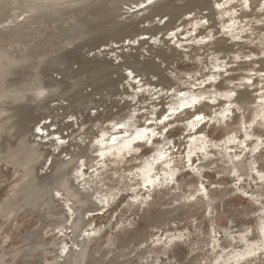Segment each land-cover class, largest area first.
I'll return each instance as SVG.
<instances>
[{
  "label": "rangeland",
  "instance_id": "obj_1",
  "mask_svg": "<svg viewBox=\"0 0 264 264\" xmlns=\"http://www.w3.org/2000/svg\"><path fill=\"white\" fill-rule=\"evenodd\" d=\"M120 1L122 2V0ZM124 1L125 4H127L126 2L129 5L131 4L130 0ZM157 1H164L167 5L166 8L162 11L152 9L154 0L145 1L138 5L133 3L136 6L131 4V8L122 4L125 9L129 8V13L125 14L128 15L126 17L124 15V17L126 19L130 17L129 20H131L132 25L120 28L114 27L115 23L110 22L111 20L109 19L96 21L94 23V33L87 35L86 39L82 41V43L85 42L88 45L83 43L85 49L79 54L81 61L71 62L69 65L63 62L47 63L41 67L42 74L48 73L51 77L57 76L62 81L70 79L66 78V76L76 75V72L80 73L78 75L88 74L87 71L85 73L82 72L79 67L86 60L92 58L93 56L91 55L94 53L98 54L100 58L110 60L112 66L118 68V70L121 69L119 71H123V73H129L130 69L125 68L132 63L136 62V65H138L140 61H148L151 71L147 69V74L146 71L143 73L131 72L129 82L138 85L136 88L130 87V91L133 92L132 95L119 96L111 94L114 93L112 91L117 92L122 86H126L127 80L115 86L97 82L99 85L94 83L81 88V93L91 94V99H99L100 101L99 104H95L96 108L92 110V113L95 111L104 112V110L108 112L115 111L118 104H122L126 100L132 103V107L135 106L137 108L130 110V113L140 115L150 111L148 106L150 108L155 107L153 110L155 111L163 103H166L165 106L169 105L175 95L182 94L186 89L194 92H203L198 97V100L195 101V104L202 102L215 104L225 98L218 95L216 96L217 98H213L212 96L216 93L212 92L215 90V86L213 87L212 85L219 84L225 77V84L232 88L229 92L232 101L226 103L224 110L221 112L216 111L210 116L202 115L203 119L201 121H197L195 117L189 119L196 121V124L190 129L185 128L183 125V122H188L189 120H177L180 111L183 108H190L191 106L189 105L187 107L183 106L181 109L167 111L162 118L150 119L149 117L155 116L150 113L146 116L147 119L145 121L141 120L147 125V131L153 129V131L159 133L158 136L150 135L147 139L151 141V144L163 145L167 154L166 159H171L170 163L176 170L173 179L163 182L159 181L152 188L141 189V186L137 184L136 165L148 153L145 146L151 145H147L144 142L145 146L137 145L142 144V140L135 143L136 146L134 148L139 150L126 154L121 162L106 159L104 163H99L96 169H87L84 163L81 167L86 171L83 174V179L87 181L91 179L85 187H89L92 190L94 186H97L102 190L101 193H105L102 197H107L109 193L108 197L110 198L107 199L108 202L105 203V207L103 206L100 210L88 211L86 215L100 216L99 220H103V216L109 211L111 202H118L114 206L115 209L109 219H106L107 221L96 227V230H86L80 236H74L72 234L73 229L69 225L74 218L73 216L77 214V210L71 209L70 218H66V216H63V211L67 207L60 204L57 206V203L52 205L49 213L45 210L41 211L40 209L42 208L39 207H33L32 209L25 207L22 211L19 210L20 212H14L13 218L8 217L7 219L4 215L0 216V256L2 255L0 261L2 260L3 264H51L55 260H59L61 264H74L76 258L74 254L70 257L74 261H71L70 258L67 262L63 261V257L68 251L77 250L79 247L78 241L85 235H88L89 238L92 237L93 241L83 264H209L208 262L214 254L219 255L232 250L230 242L238 243L239 237L244 236V238H247L256 231L258 219L264 212V178L259 176L264 175V124H262L264 119L256 117L253 120L252 111L243 108L233 99L237 95V91L245 88L253 90V94L264 95V71L238 68L240 63H250L264 58V30L259 29L264 24V0L258 6H253L250 0H221L217 8L228 12L223 17L234 16V18L226 22V27L219 29V31L216 29L219 25L212 26V20L205 16L208 13L207 9L202 5L198 6L197 0H155V2ZM185 3L189 4L186 5ZM201 6L205 9H202ZM184 8L189 10V12L183 14L178 19L180 21L193 17L198 11L197 15H195L197 18L191 21L195 23L194 30L191 24H180L177 28L169 31L161 29L143 33L144 28L163 26L170 18L175 17L177 20L176 11ZM250 9L258 16H244L243 13L247 10L249 12ZM172 11L173 13H171ZM133 14L134 16H131ZM198 15L202 17L199 18ZM121 18H123V15ZM104 20H106V23ZM178 20L177 23L179 22ZM34 24L31 26L30 24L25 25L29 29L23 28V30L30 31L33 36V31H38L40 28L39 26L34 27L36 25ZM200 30H204V33L197 35ZM69 32L71 30L66 34H69ZM75 33L71 32L70 35L73 34L75 38H82L79 32ZM221 37H229V39H226V43H236L235 47H238L239 54L237 52L230 54L211 53L207 57L218 56L216 62L221 66L219 65L212 69L209 66L201 68L199 64L204 66L205 63L200 62V60L206 59L209 44ZM6 42H4L5 45L8 43ZM86 46L88 47L86 48ZM167 47H173L179 51L175 61L167 57L164 51ZM62 64L66 66L64 67ZM252 65L254 68H258L260 62H254ZM78 68L80 71L77 70ZM162 69H165L167 75L177 76L179 81L185 82L182 84L185 89L174 91L173 89H165L161 85H157L155 82ZM44 70L47 71L45 72ZM119 71L113 74L110 73V78L120 74ZM212 71L218 72V74L211 76L205 73ZM203 73L205 75L201 76ZM239 73L244 74L241 79H227ZM136 75L138 76L136 77ZM188 81L192 82L189 83ZM216 91L219 92V90ZM140 95H149V99L139 104L136 101H138ZM133 96L135 100L132 101ZM256 100L261 102L264 100V96ZM61 101H52L50 105L52 104L51 107L53 109L46 108L39 111L45 112L41 114L39 124L41 128L44 127L40 133L42 135L47 134V136L42 138L43 142L48 143L61 135L62 137L59 138V141L60 143L65 141V143L61 144L66 146L71 134L74 133L75 129L78 130L80 125L74 124L77 115L75 113L72 114L75 108L70 105L73 102ZM153 102L158 105H152ZM37 118H39L38 115ZM109 123L111 121L107 120L102 122V124L99 123L97 127L94 126L93 129L96 128L94 132L102 128L107 129L110 126ZM200 127L202 132H195ZM50 130L54 132L56 130V133L49 134ZM245 132H253V135L249 133L245 136ZM114 135H120V133H115ZM231 135L234 137V141L228 143V148H223V140ZM193 136L207 139V147L206 150L197 149L195 153L191 154V158L196 159L195 161L186 162V159L183 158V153H179V151L188 145V142L181 145H179V142L191 140L194 138ZM87 140L88 138H85V141ZM160 140L163 141L160 142ZM250 142H252V147L249 144ZM232 145H236V147L231 148ZM70 149L75 151V144L70 146ZM215 150H225L230 154L237 151V154L233 155L231 160L245 159L246 161H251L255 169H258V172L252 170L251 176L241 174L239 170L224 172L223 166H226L227 163L218 159L221 154H216ZM59 151L60 148L55 149L54 153L56 152L57 154ZM63 152L61 157L69 158L68 149ZM81 160L85 162L84 158H81ZM7 164L4 163L0 167V169L2 168L0 170V202L10 196L12 185L15 183V176L13 177L14 174L12 173L13 169L10 164L8 166ZM9 172L10 174H8ZM106 174L107 176L109 174L108 178L105 176ZM129 176H131V179H129ZM224 176H229L233 180L228 183L218 182L220 177ZM116 178L117 180H115ZM199 181H203L205 186L203 187V184L199 183ZM209 181H212V183L209 184ZM114 185H116L115 188ZM107 186H110V188ZM109 190L114 194H111ZM134 191L136 195H130ZM123 196L126 197L121 200ZM68 203L71 204V202ZM260 206H263V208H258ZM92 227H94V222L87 226L89 229ZM60 228L62 231H59ZM52 235L54 236L53 238L57 237V245L51 243ZM59 244L65 246V253L61 252V245L59 246ZM38 245L41 247H38ZM57 256L58 258H56ZM255 256L257 258L252 261L253 263L264 264V248L258 249Z\"/></svg>",
  "mask_w": 264,
  "mask_h": 264
},
{
  "label": "bare ground",
  "instance_id": "obj_2",
  "mask_svg": "<svg viewBox=\"0 0 264 264\" xmlns=\"http://www.w3.org/2000/svg\"><path fill=\"white\" fill-rule=\"evenodd\" d=\"M130 1L131 4L135 3L136 5H138L145 1H150V0H130ZM220 1L221 0L196 1L198 6L202 5L207 9L208 13L205 16H208L212 20L211 21L213 23L212 26L214 27V25L215 26L219 25V27L216 28L218 29V31L219 29L221 30V28L226 27L225 23L234 18V16H229L227 18L223 17V15L228 12H224L223 10L217 8V5L220 4L219 3ZM250 1L253 6H258L262 4V0H250ZM126 3L127 4H125V1L123 2V0L122 2L120 0H0V167L4 163H8L7 166L10 164V166L13 169L12 173L14 174L12 175L13 177L15 176L14 178L15 183L12 185L10 196L7 198L5 197L6 199H3L0 202V216L4 215L8 219V217L13 216L14 212H17L19 210L22 211V209L25 207H29L31 209L33 207H37V208L39 207L42 208L40 209L41 211L45 210L49 213V211L52 208V205L54 203H57V206L60 204L64 207H67V209L63 211L64 212L63 216H66V218H70L71 209L77 210V214L73 216L74 218L72 219L69 225V227L73 229L72 234H74V236L75 235L80 236L86 230L88 231L89 230L91 231V229L96 230V227L101 225V223H103L104 221H107L106 219H109L110 215L115 209L114 206L117 205L118 202L115 201L113 203L111 202L109 211L106 213V215L104 214L105 216H103V220L102 219L99 220L101 218L100 216L86 215L88 211L100 210L102 209L103 206L105 207L106 206L105 203L108 202L107 199L109 198L108 197L109 193L107 197H102L103 195H105V193H101L102 190L99 187L92 186L93 187L92 190L89 189V187H85L86 184H89L91 179L89 181L83 179V174L86 171H84L81 167L84 163L86 164L87 169L90 168L96 169L97 165L99 163H104L106 159H112L114 162L123 161L124 156L132 152L130 149L136 146L135 144L136 141H139L134 139L136 130L142 129L148 132L146 129L147 125L144 123V121L147 119L146 116L150 113L155 115L154 117H149L150 119L162 118L167 111L181 109L183 106L189 105L191 107L188 109L183 108L180 111V114L178 115L177 118V120L180 121H188L189 119L196 117L197 115L210 116L212 113L216 111L221 112L224 110L225 104L232 101L230 99L231 94H229L232 88H230L227 84H225V79H226L225 77V79L222 80L220 83L218 82L219 84L212 85L213 87L215 86L214 87L215 90L212 92L216 93L212 97L217 98L216 96L218 95L225 98L223 100H219L215 104H211L207 102L195 104V101L198 100V97L203 92L201 91L194 92L186 89V91L183 92L182 94L175 95V98H173V100L169 102V105L165 106L166 103H163L162 106L155 111H153L155 107L150 108L148 106L150 111L146 113H142L140 115H135L134 113H130V110H135L137 108L135 106L132 107L133 106L132 103L126 100L123 101L122 104L119 103L115 111L112 110L108 112L104 110V112L95 111L96 113L95 112L92 113V110L96 108L95 104H99L100 101L99 99L98 100L91 99L92 98L91 94L81 93L80 92L81 88H83L85 85H90L97 82H100V84L106 83V85L115 86L116 84H119L121 82L123 83L124 80H127L126 86H122L120 89H118L117 92L112 91L114 93L111 94L119 95V96L121 95L129 96L132 95L133 93L130 91V87L132 88L138 87L137 84H132L131 82H129V79L131 78V75H129V73H123V71L120 72L119 70L121 69L118 70V68L113 67L110 60L106 58H100L98 54L94 53L95 55L94 54L91 55L93 56L92 58L86 60V62L84 63L85 65L82 64L81 67H79L81 68L82 72L85 73L87 71L88 74L78 75L80 73L76 72L77 73L76 75L75 74L68 75L66 76V78H70V79L68 80L66 79L63 81L61 78H60L61 80L57 78V76L51 77V75H49L48 73L42 74L41 67L47 63L52 62L53 64V62H63L64 64L66 63V65H69V63L71 62L81 61V58H79L80 57L79 54L83 49H85L83 44L85 42L82 43V41L86 39L87 35L94 33L95 31L94 23L96 21L100 19H107V20L109 19L111 20L110 22L115 23L114 27H120V28L122 27L124 28L126 26L132 25L131 20H129L130 17L129 19L125 18L128 15L125 14L129 11V8H131V4L129 5L128 2ZM122 4H125L130 7L128 9L126 8L127 9L126 10L122 6ZM136 5L133 4V6ZM166 6L167 5L164 1L155 2L154 0L153 6L151 8L162 11L166 8ZM203 7L202 9H205ZM174 10L176 11V9ZM250 10L249 12L248 10L245 11L243 13L244 16H258L253 13L252 9ZM188 12L189 10H185V8L182 10H177L176 11V15H178L177 20L180 19L183 14H186ZM171 13H173V11ZM197 13L198 11L196 12L195 15H197ZM122 15L123 18L125 19L121 18ZM195 15L193 17L191 16V18L182 19L181 21L178 20L180 22V23L178 22L179 24L177 23L175 17L170 19L168 18L169 20L165 22L163 26H155V27L153 26V27L144 28L143 33L150 32L152 30L156 31L161 29L162 30L166 29V31H169L177 28L180 24H184V25L191 24L193 26L192 29L194 30L195 23L194 22L192 23L191 21L194 18H197V16ZM131 16H134V14ZM201 17L199 16V18ZM104 21L106 23V20ZM31 23L36 24V25L34 24L35 25L34 27L36 26L40 27L38 31L35 30H34L35 32L33 31V36L31 35L32 33L30 31L27 32L26 30H23V28L27 29L25 25L27 26L30 24L31 26L32 25ZM107 23L109 22L107 21ZM259 29L264 30V24L263 26L259 27ZM69 30H71L72 33L79 32L82 35V38L73 37V34L70 35L71 32H69V34H66L68 33ZM112 32L114 33L113 30ZM202 33H204V30H200L197 35H200ZM226 39H229V37L228 38L221 37L215 41L212 40L213 42L209 44L210 46L209 47L207 46L208 54H206V59H204L203 61L199 59L200 62L205 63L204 66L199 64L201 68H205L206 66H209V68L212 69L220 65L219 63L216 62V58H218V56L207 57L211 53L214 52L223 53V54H230L236 52L238 53V47H235L237 44L226 43L227 42ZM5 41L8 42V43L6 42L7 46L4 43ZM87 47L88 46H86V48ZM164 51L166 52L167 57L170 58V60L171 58L174 59V61L176 59V56L179 54V51H177L176 48L173 47H167L166 49H164ZM147 62L148 61L146 60L140 61L138 65H136V62L132 64L130 62L131 65L127 66L125 69H130L131 72L143 73L147 69H149V64ZM254 62H260L258 68L253 67L252 64ZM79 68L77 70H79ZM238 68L243 70L255 69L257 71H264V58H261L259 60H254L250 63L248 62L240 63L238 65ZM118 71L120 72V74H118L116 77L110 78L111 77L109 76L110 73L113 74L114 72H118ZM160 71L161 72L158 75L159 77L155 82L157 85H161L165 89H173L174 91L177 90L182 91V89H185L182 86V84L185 82L179 81V77L167 75L165 73V69H162ZM205 73L211 76H215V74H218V72H213V71L209 73L207 72ZM205 73H203L201 76H204ZM243 75H244L243 73H239L227 79H241V76ZM137 76L138 75H136V77ZM188 82L190 83L192 81H188ZM216 90H219V92H217ZM261 96L264 95L253 94V90H248L247 88H245L243 90L237 91V95L235 96L233 101L239 103L243 108L252 111L253 120L256 117L264 119V100L261 102H258L256 100ZM148 99H149V95L148 96L140 95L138 101L136 102H139L140 104ZM61 100H67L68 103L73 102V104L70 105L71 107L75 108L74 111H72V114L75 113L77 115V119L74 122V124L80 125L79 129L78 130L75 129L74 133L71 134L69 138L70 140L68 141L66 146L62 145L59 141V138L62 137L61 135H59V137L50 140V142L48 143L43 142L42 138L47 136V134L42 135L40 133V131L43 130L44 127L41 128L39 124L40 118L42 116L41 114L45 113L44 111L43 112H39V111L46 108L53 109L51 107L52 104L50 105V103L52 101L60 102ZM131 100L132 101L135 100L134 96L132 97ZM56 104H58V102H56ZM156 104L157 103L154 102L152 103V105H156ZM62 114L67 115L66 113H62ZM37 115L39 116V118H37ZM142 119L144 121H141ZM107 120L111 121V123H109L110 126H108L109 129L102 128L101 130L94 132V130L96 129V128L93 129L94 126L97 127L99 123L102 124V122ZM70 123L72 124V122ZM183 123L185 128L190 129L193 128V126L196 124V121L189 120L188 122H183ZM117 124H126L128 125V127L125 129H116L114 131L113 125H117ZM262 124H264V121L262 122ZM150 130L153 131V129ZM125 131L130 134L128 138H125L124 140L119 141L115 144L109 143L113 136H117V137L123 136V133ZM195 132L197 133L202 132V128L200 127V129L195 130ZM54 133H56V130L55 132L54 131L49 132V134H54ZM115 133H120V135H114ZM249 133L250 135H253V132H245V136H247V134ZM149 136L150 134L147 135V138ZM85 138H88V140L85 141ZM97 141H100V143L98 144ZM162 141L163 140H160V142ZM232 141H234V137L232 135L225 138L222 142L223 148L225 149L228 148L229 147L228 143ZM187 142L188 145H186V147L184 146L183 149H180L179 153H183V158L186 159V162H191V161L193 162L196 159H192L191 154L195 153L197 149L206 150L208 140L200 137L198 138L194 137L191 140L179 142V145ZM73 144H75L76 147L75 151H72L70 149V146H72ZM249 144L251 146L252 142H250ZM46 145L48 146L46 147ZM127 145H130V148L126 147ZM137 145L145 146V144H143V141L142 144H137ZM232 147H236V145H232L231 148ZM59 148L60 151L57 154L56 152L54 153V150ZM65 148L68 149L69 158L61 157L62 152L66 150ZM145 148H146V152H148L147 155L142 159H140V162L138 163V165H136L137 167L135 173L138 176L137 184L141 186V184L143 183V177L145 175L146 169L154 171L155 174L159 177V181L161 182L165 180L173 179L176 170L174 169V166L170 163L171 159H166L167 154L165 153V149L163 145L151 144L149 146H145ZM102 152L111 153V155H105L101 157L99 153ZM214 152L216 154L220 153L221 155L218 157V159L227 163L226 166H223L224 167L223 169L225 170L224 172H232L239 170L241 174H246L249 176L252 175V170L258 172V169H255L251 161H246L245 159L232 161L231 160L232 156L236 155L237 151L231 154L225 150L224 151L215 150ZM161 156H163L164 159L162 162H158L160 161ZM81 158H84L85 162L81 163L83 161L81 160ZM152 164L155 165L154 168L150 167V165ZM165 165H167V167H165ZM8 174H10V172ZM105 176H107V174ZM200 176L198 177L200 178ZM259 176H262L264 178V175H259ZM108 177L109 174L107 178ZM115 180H117V178ZM232 180L233 179L231 177L224 176V177H220L218 182L228 183ZM199 183H202L203 187L205 186L203 181H199ZM210 183H212V181H209V184ZM116 185H114V188ZM108 188H110V186ZM141 189H143V187H141ZM110 193L112 194L113 192ZM130 195H136V192L134 191ZM125 197L126 196H123L121 200L125 199ZM68 202H71V204H69ZM258 208H263V206H260ZM92 222H94V227L90 229L87 228V226L91 225ZM263 222H264V212L260 215V218L258 219L256 231L251 236L247 238H244V236L239 237L238 243L230 242L229 244L232 246V250L230 249L231 250L230 252L228 251L227 253H221L219 255L214 254L208 263L209 264H255L252 261L257 258L255 256L256 251L258 249L264 248V224H262ZM59 231H62L61 228L59 229ZM53 237L54 236L52 235L51 243L57 245L58 242L57 237L55 238ZM168 237L170 236L168 235ZM91 238H89L88 235H85L81 240L78 239L79 240L78 249L75 251H68L65 257H63V261L67 262L68 259L71 257V255L74 254L76 256L75 261L73 260V258L72 259L70 258L71 261H74V264H83L84 259L86 258L88 250L90 248L91 242L93 241V239ZM60 245L61 244H59V246ZM38 247L41 246L38 245ZM64 249L65 246L61 245L60 247L61 252H64ZM56 258H58V256ZM60 260L62 261L61 258ZM0 264H3L2 260L0 261ZM51 264H61V262L59 260H55ZM186 264H192V263H186Z\"/></svg>",
  "mask_w": 264,
  "mask_h": 264
},
{
  "label": "snow or ice",
  "instance_id": "obj_3",
  "mask_svg": "<svg viewBox=\"0 0 264 264\" xmlns=\"http://www.w3.org/2000/svg\"><path fill=\"white\" fill-rule=\"evenodd\" d=\"M131 71H129V75H131ZM249 83H251V81H249ZM187 107V105H186ZM195 119L197 121H201L203 119V116L202 115H197L195 117ZM128 125L126 124H117V125H113V130L115 131L116 129H125L127 128ZM39 131V129H38ZM150 134L152 136H158L159 133L156 132V131H151V130H148V132H146L145 130H142V129H137L136 132H135V136H134V139L135 140H142L144 143H147V144H151V141L147 139V135ZM130 136V134L128 132H124L123 133V136H120V137H117V136H113L111 138V141L109 143H112V144H115L119 141H122L124 140L125 138H128ZM61 143H65V141H61ZM97 143L99 144L100 141H97ZM126 147L130 148V145H127ZM170 147V146H169ZM186 147V146H185ZM131 151H138L139 149H135V148H131L130 149ZM99 155L101 157L105 156V155H111V153H99ZM164 159L163 156H161V159L160 161L158 162H162ZM83 163V161L81 162ZM151 168H154L155 165L152 164L150 165ZM165 167H167V165H165ZM129 179H131V176H129ZM159 181V177L155 174L154 171H151V170H148L146 169L145 170V175L143 177V183L141 184V187H143L145 190L149 189V188H152L155 186V184Z\"/></svg>",
  "mask_w": 264,
  "mask_h": 264
}]
</instances>
